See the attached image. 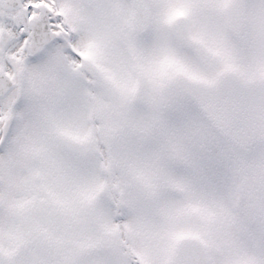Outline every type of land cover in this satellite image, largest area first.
<instances>
[{
	"label": "snow or ice",
	"instance_id": "1",
	"mask_svg": "<svg viewBox=\"0 0 264 264\" xmlns=\"http://www.w3.org/2000/svg\"><path fill=\"white\" fill-rule=\"evenodd\" d=\"M0 264H264V0H0Z\"/></svg>",
	"mask_w": 264,
	"mask_h": 264
}]
</instances>
